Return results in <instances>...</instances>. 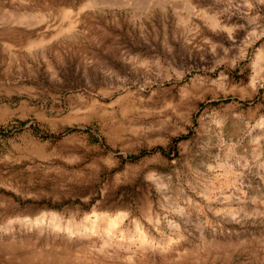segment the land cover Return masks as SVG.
Returning a JSON list of instances; mask_svg holds the SVG:
<instances>
[{
  "label": "rangeland",
  "instance_id": "1",
  "mask_svg": "<svg viewBox=\"0 0 264 264\" xmlns=\"http://www.w3.org/2000/svg\"><path fill=\"white\" fill-rule=\"evenodd\" d=\"M185 1L0 0V264H264V0Z\"/></svg>",
  "mask_w": 264,
  "mask_h": 264
},
{
  "label": "bare ground",
  "instance_id": "2",
  "mask_svg": "<svg viewBox=\"0 0 264 264\" xmlns=\"http://www.w3.org/2000/svg\"><path fill=\"white\" fill-rule=\"evenodd\" d=\"M95 2V1H94ZM110 2V1H109ZM112 3V2H111ZM185 3L189 4V1L186 0ZM110 4V3H108ZM145 5L143 3H139V6ZM145 7V6H144ZM192 10V9H191ZM188 18L190 17H194V18H202V19H207L209 21V23L214 26V27H220L221 25L223 27H226L225 24H221L220 22V18L217 14H209L206 11H200L198 12H191L189 15H187ZM264 32V31H262ZM261 32V33H262ZM258 33V32H257ZM260 33V34H261ZM259 34V35H260ZM255 35V34H254ZM258 35L256 34V37ZM255 40V39H253ZM245 49V48H244ZM252 69L254 71V73L251 75L250 78V82L254 83V82H259L261 81V78L264 75V45L261 44L259 45L256 49L255 52L253 54V58H252ZM184 75L183 72H176L175 74V79L171 85V87H175L176 91L175 92H171L170 93V97H168L166 99V103L165 105L170 108L172 110L171 113L173 114H177L180 110V108L187 103L189 96H191V94L193 93L192 87L188 86L187 84H183V85H179L180 83V78ZM251 83V84H252ZM255 84V83H254ZM257 84V83H256ZM261 84V83H260ZM195 100V99H194ZM193 100V102H194ZM190 101V100H189ZM191 102V101H190ZM191 104V103H190ZM169 113L168 117H171L172 114ZM264 117V116H263ZM262 119V118H261ZM258 120V119H257ZM263 121V120H262ZM262 124V122H260ZM258 126V124H256ZM264 125V124H263ZM262 126V125H261ZM259 146V145H258ZM235 147V146H234ZM244 165V164H243ZM207 166V165H206ZM212 166V165H210ZM209 167V165H208ZM240 169V168H239ZM227 171V170H226ZM229 171V170H228ZM230 172V171H229ZM233 173V172H232ZM230 175V174H229ZM232 175V174H231ZM235 176V175H234ZM233 176V178H234ZM232 177V176H231ZM236 177V176H235ZM232 179V178H231ZM237 180V179H236ZM227 182H230L229 179L226 180ZM238 181V180H237ZM220 182V180L218 181ZM217 182V184H218ZM211 183V182H210ZM213 183V182H212ZM230 183H234L232 180ZM229 183V184H230ZM222 185V183H220ZM219 184V185H220ZM214 185V184H213ZM220 185V186H221ZM212 186V184H211ZM219 186V187H220ZM206 188V187H205ZM204 188V189H205ZM211 188V187H210ZM207 190V189H205ZM209 190V189H208ZM211 192V191H210ZM206 193V192H205ZM208 194V193H207ZM211 195V194H210ZM209 196V195H207ZM206 197V196H204ZM207 198V197H206ZM212 198V197H211ZM124 216L123 213H117L113 216H108L105 219V223L103 226H101L99 224V218H103L101 215L96 214L94 219L89 220L88 217L82 219V221L78 222V223H72V222H67L65 224V226L63 225V229L66 231V235L68 234H72L74 232H76L77 234H84V235H91V234H96L102 237L101 241V245H100V249H103L107 246H111V245H115V246H123V242L122 240L119 239V237L124 238V237H128V242L127 240H125L127 242L126 247H129V245L134 242V240L127 236L125 229L124 231L122 229H118L116 227V224L119 223L122 219V217ZM73 221V220H72ZM133 221V220H132ZM135 227L138 230V234L136 235V239L135 241L137 243L140 244V246L145 245L146 243H148V238H151L150 235H147L146 232H144L141 229L140 223H138L137 221H135ZM120 225V224H119ZM54 228H60L59 223L56 221L54 222ZM146 230V229H145ZM126 234H125V233ZM130 233V232H129ZM130 235V234H129ZM131 236V235H130ZM149 236V237H148ZM152 239V238H151ZM100 241V239H99ZM125 243V242H124ZM98 244V243H96ZM151 246V245H150ZM124 247V246H123ZM122 247H120L121 249ZM156 248V247H155Z\"/></svg>",
  "mask_w": 264,
  "mask_h": 264
}]
</instances>
